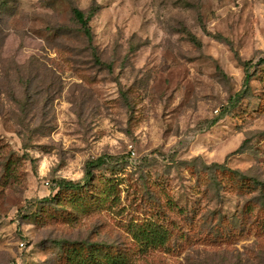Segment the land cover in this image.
Segmentation results:
<instances>
[{
  "label": "rangeland",
  "instance_id": "rangeland-1",
  "mask_svg": "<svg viewBox=\"0 0 264 264\" xmlns=\"http://www.w3.org/2000/svg\"><path fill=\"white\" fill-rule=\"evenodd\" d=\"M260 58L264 0H0V264H264Z\"/></svg>",
  "mask_w": 264,
  "mask_h": 264
},
{
  "label": "trees",
  "instance_id": "trees-1",
  "mask_svg": "<svg viewBox=\"0 0 264 264\" xmlns=\"http://www.w3.org/2000/svg\"><path fill=\"white\" fill-rule=\"evenodd\" d=\"M94 13L93 9L90 10L88 12V14L86 15L85 12L77 7H74L72 9V16L73 19L75 20V22L80 26L79 30L81 32V34L83 35V37L85 38L86 42L91 44L92 42V32L89 26V19L91 17V15ZM191 39L194 42H197L195 37L193 35H191ZM98 62H100L99 59H97ZM261 62H264V58H260ZM250 60L248 61H243V65H244V71H245V83L247 84L248 80H249V71H248V66L250 64ZM99 160H88L85 163V176L89 177L92 174V167L96 166L98 164ZM215 166L222 168L224 167L223 163H212ZM65 183H69L70 181H64ZM142 239L146 240V242H161L163 235L161 233L157 232V229L155 228H150L148 233H143L140 235ZM80 263L82 264H86V262L84 261H80ZM107 264H116L115 261H113V259L109 260ZM125 264V263H124Z\"/></svg>",
  "mask_w": 264,
  "mask_h": 264
},
{
  "label": "built area",
  "instance_id": "built-area-1",
  "mask_svg": "<svg viewBox=\"0 0 264 264\" xmlns=\"http://www.w3.org/2000/svg\"><path fill=\"white\" fill-rule=\"evenodd\" d=\"M45 183H46V185H48V184H49L47 181H46ZM20 244L22 245L23 243H20Z\"/></svg>",
  "mask_w": 264,
  "mask_h": 264
}]
</instances>
